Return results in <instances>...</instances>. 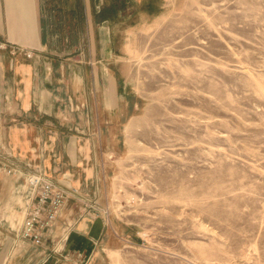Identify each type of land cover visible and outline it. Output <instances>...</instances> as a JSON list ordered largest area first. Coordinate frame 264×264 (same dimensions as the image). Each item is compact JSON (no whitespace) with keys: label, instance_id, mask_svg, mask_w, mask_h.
<instances>
[{"label":"rangeland","instance_id":"1","mask_svg":"<svg viewBox=\"0 0 264 264\" xmlns=\"http://www.w3.org/2000/svg\"><path fill=\"white\" fill-rule=\"evenodd\" d=\"M178 5L126 41L90 264H264V0Z\"/></svg>","mask_w":264,"mask_h":264},{"label":"crops","instance_id":"2","mask_svg":"<svg viewBox=\"0 0 264 264\" xmlns=\"http://www.w3.org/2000/svg\"><path fill=\"white\" fill-rule=\"evenodd\" d=\"M179 1L0 0V264H90L109 242L105 220L73 197L43 245L24 239L27 178L43 172L98 202L97 151L105 163L138 108L125 97L126 41Z\"/></svg>","mask_w":264,"mask_h":264},{"label":"built area","instance_id":"3","mask_svg":"<svg viewBox=\"0 0 264 264\" xmlns=\"http://www.w3.org/2000/svg\"><path fill=\"white\" fill-rule=\"evenodd\" d=\"M6 44L0 42V47ZM13 55L24 54L31 57L32 53L22 46L12 45ZM27 184L30 195L26 206V216L22 228V237L34 245L41 246L45 233L53 228L70 197L75 198L84 208H89L92 215L100 216L98 209L82 198L77 189L67 190L55 184L45 173L35 172L28 176Z\"/></svg>","mask_w":264,"mask_h":264},{"label":"bare ground","instance_id":"4","mask_svg":"<svg viewBox=\"0 0 264 264\" xmlns=\"http://www.w3.org/2000/svg\"><path fill=\"white\" fill-rule=\"evenodd\" d=\"M63 214V213H62Z\"/></svg>","mask_w":264,"mask_h":264}]
</instances>
